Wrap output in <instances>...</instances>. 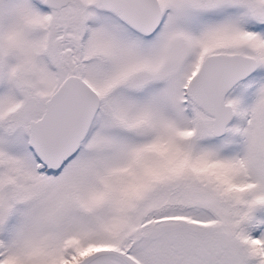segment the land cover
Segmentation results:
<instances>
[{
	"label": "snow or ice",
	"instance_id": "obj_1",
	"mask_svg": "<svg viewBox=\"0 0 264 264\" xmlns=\"http://www.w3.org/2000/svg\"><path fill=\"white\" fill-rule=\"evenodd\" d=\"M0 264H264V0H0Z\"/></svg>",
	"mask_w": 264,
	"mask_h": 264
}]
</instances>
